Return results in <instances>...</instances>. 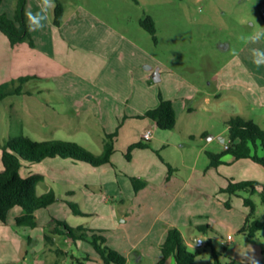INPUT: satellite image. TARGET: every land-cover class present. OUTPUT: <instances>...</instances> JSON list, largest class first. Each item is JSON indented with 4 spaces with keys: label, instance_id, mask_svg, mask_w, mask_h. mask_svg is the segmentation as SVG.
<instances>
[{
    "label": "rangeland",
    "instance_id": "obj_1",
    "mask_svg": "<svg viewBox=\"0 0 264 264\" xmlns=\"http://www.w3.org/2000/svg\"><path fill=\"white\" fill-rule=\"evenodd\" d=\"M58 2L64 8L61 25L53 24V8L48 13L45 27L33 31L35 37L48 30L65 36L64 44L53 51L51 58L30 56L29 53L13 56L1 51L0 84L15 80V88L20 84L19 77H31L36 69L43 75L37 76L40 79L33 77L24 83L22 95L0 100V142L24 135L33 140L70 142L84 147L93 155L99 154L97 143L92 145L79 140L84 136L76 133L78 117L75 112L69 110L64 117L67 122L63 126L65 130L56 127L61 118L54 115L47 118L40 113L39 118L29 117V106L33 104L40 108L46 95H30L28 91L44 88L51 75H63V79L69 82L82 81L91 89L98 80L116 77L117 85L110 87L111 92L117 96V105L122 109L127 107V112L133 116L158 107L161 95L162 98H182L184 100L179 101L176 107L177 124L173 129L181 135V141L164 144V147L153 146V149L135 148L130 158L126 157V150L121 151L125 154H120L123 161L119 154L115 156L113 161L122 171L146 179L147 185L135 200L126 193L123 202L121 196L113 197L108 203L98 200L97 213L87 218L89 225L103 228L119 225L129 239L139 241L141 248L149 246L151 250L157 249L154 241L161 226L168 229L177 227L186 241L194 237L205 241L201 247L187 244L189 251L198 253L193 264H214V249L226 255L232 254L234 260L257 257V251L264 247V229L254 237L242 234L240 230L246 216L244 198L250 197L254 201L255 218L264 217L260 193L239 191L232 197V207L227 208L224 204L227 196L219 194L218 187L221 183L227 184L226 176L233 175L264 184V167L248 162L252 166L235 163L208 169L210 158L207 152L220 154L225 151L218 136L228 139L227 121L231 117L258 118L252 111L254 102L249 96L228 89L222 96L215 95L213 92L218 89L219 82L211 85L209 82L215 72L234 60L243 62L254 84L264 80V66L257 68L250 53L251 48L264 49V40L258 44H245L239 39L242 34L253 31L255 23L264 27V0H55V5ZM27 5L29 11H36L34 0ZM14 6L15 0H0V14L14 9ZM146 17L154 21L156 41L140 24ZM112 66L115 70L111 75L109 69ZM159 67L160 79L155 80L153 75ZM166 67L175 72L169 73ZM120 76L130 77L132 85L121 84ZM73 89L76 86H70V90ZM94 90L97 91L96 88ZM205 92L211 93L209 103L204 101ZM29 120L34 121L33 126L35 121L38 123L42 135L34 133ZM261 122L264 124V117ZM141 125V116L134 117L132 131ZM151 130L166 131L157 127H151ZM209 136L214 138L209 139ZM124 141L121 135L118 143L123 144ZM157 153L170 163L173 175L179 177L176 187L164 184L163 171L169 174L168 168ZM164 187L176 191L177 195L165 198ZM93 191L101 192L97 188ZM76 199L82 209L89 210L90 203L85 205L87 199L82 194ZM121 208L127 212L124 223L121 221ZM60 218L65 220L63 211ZM6 227L4 231L0 230V264H54L57 261L59 264H80L89 262L84 260L86 256L96 264H104L88 242H74L53 235V243H49L45 238L50 234L49 223L45 229L25 228L19 232L15 226ZM116 233L123 235L124 231ZM228 234L234 237V247L222 241ZM56 249L62 250L63 254L57 256ZM225 261L230 264L229 257ZM142 264H150V261L144 259Z\"/></svg>",
    "mask_w": 264,
    "mask_h": 264
},
{
    "label": "crops",
    "instance_id": "obj_2",
    "mask_svg": "<svg viewBox=\"0 0 264 264\" xmlns=\"http://www.w3.org/2000/svg\"><path fill=\"white\" fill-rule=\"evenodd\" d=\"M30 1L32 0H28V4ZM34 4L37 6L38 1L34 0ZM29 10L30 7L28 8L27 5L26 12H28ZM36 11H38L37 7H36ZM5 14L8 17L12 18L14 16V9L8 10ZM41 33L42 35H37L35 37L34 32L33 31L31 32L32 38H34L33 40L34 47H30L27 42H24L19 46L12 47L6 35H4L0 31V60L3 59L4 52L11 53V55L13 54V56H17L19 53H29L30 56L38 55L40 58L42 57L51 58L50 55L53 54V51L56 49L59 50L61 45L64 44L63 38L65 36H63L62 33H59L58 31H54V30L43 31ZM226 46L228 47V45ZM166 68L171 74L175 72V70L171 68L168 67ZM237 68H239V70ZM160 69L161 68L159 67L158 70ZM114 70L115 68L113 66L110 67L109 72L111 75L114 74ZM39 73L42 72L41 71L38 72V69H36V71L34 72L33 76H31V78L33 77L37 78V76L43 75ZM45 75L50 76L51 73L48 74L46 73ZM51 76L52 77H49V79H47L50 81H47L44 88L42 87L37 88L34 91L32 90L33 92L28 91L30 95H33L34 93L40 96L46 95V97L43 100L44 104L40 108L34 106L33 104L29 106V111H30L29 117L31 119L39 118L40 113H44L47 116V118L51 117V115H54V117L61 118L56 123L57 124L56 127H60L61 129L65 130L64 127L66 126L67 122L66 120H64V117L67 116V112L71 110L72 112H75V114L78 117V126L75 127L77 131L76 133L84 136V137H79L80 141L92 145H95V143H97L98 146H100V148H97L100 151L99 152L100 154L102 152L103 145L107 138V135L115 133L116 134L114 138L115 151L111 156L110 162L100 166H93L86 162L75 161L70 158H61V157L47 158L37 163H24L23 167L21 168L22 176L26 177L30 174H41L44 177V179L41 182H39L37 186V193L42 194L52 189L58 196V200L52 203L51 205H49L48 207L42 208L36 212L37 225L35 228L19 227L16 224V218L20 216L23 212L21 207L16 206L10 210L6 223H2L0 221V230L4 231L5 229H7L8 227L6 226H10V227L15 226V230L18 232L21 230H25V228H28L30 230H35V229H43L44 227L45 229V226L54 220L63 221L62 218H60V213L63 211L65 217L64 222L69 220L68 223L66 222L69 226L77 227L79 225H83L91 230L101 233L106 238V244L109 247L117 250L118 252L126 256L127 260L125 264H142L144 259L149 260L150 264H156L162 257L160 247L163 242L165 233L167 234L168 228H163L161 226L154 241L157 249L151 250L149 246L148 248H141L139 241H132L131 239H129L123 227L119 225L106 227V228L100 226H91L89 225L88 222L89 220L87 218L93 217L97 213L96 209H98V205H100L98 200L108 203L110 199L116 196H121V198L123 199L124 198L123 195L125 193L126 195L131 197L132 200L133 199L135 200L137 195L145 189L147 185L146 179H144L146 181V185L144 186V188H142L138 192H135L132 183V177H138V176L128 174L125 171H122L116 165L115 161H113V158L119 154L118 156H121L120 160L123 161V157L122 155H120L123 154L121 151L127 150L129 145L139 141L142 138V133L146 129H151V127H157V126L150 119L142 118V125L139 128H137L135 132L132 131L133 118L136 116L140 117L144 115V113H146L147 111L142 114L133 116L132 114L127 112V107L126 109H122L121 105L120 106L117 105V96L113 92H111L112 90L110 88L117 85L116 77L108 76V79L98 80L97 83L92 84L93 87L91 89L90 87H85L83 83H81L82 81L69 82L63 79V75H58V76L51 75ZM126 76L125 77L120 76L119 80L122 81L121 84L123 85L128 84L131 86L132 79ZM250 76L251 74H249V71L243 65V62L240 60H234L222 66L217 72H215L209 84L211 85V83L213 82H217V81L219 82L218 89L215 90V92H213V94L215 95L220 94V96H222L223 91L228 89L233 93H237L239 95L245 94L249 96L254 102L252 111L258 117L257 119L255 118L252 120L256 122L262 129H264V124H262L261 122L262 118L264 117V80L261 79L259 83L257 82L254 84V81H250L249 79L251 78ZM145 77L148 78V75H145ZM127 78L129 80H127ZM70 86L72 88L76 86V89H73L71 91ZM191 86L195 87L193 85ZM95 88L97 91L94 90ZM178 91L180 92V89ZM50 92L51 94H49ZM161 96H159V103ZM163 99L172 101L176 112H177L176 107L178 105V102L184 100L176 96H173V98L171 96L168 97L163 96ZM210 100H211V93L205 92L204 101L206 103H209ZM121 103H126V102L121 101ZM126 112L128 114H126ZM240 116L247 118L244 115H240ZM33 123H34L33 120L31 121L29 120V124L31 127H33L32 130L34 131V133L42 135L43 132L41 131L38 123L35 121L34 126ZM42 124L44 125V123ZM100 124H102L103 126ZM121 135H123L125 138L123 144L118 143V141L121 138ZM218 137L223 143L228 141V139L225 140V138H223L222 136H218ZM211 138L213 139L214 136H209V139ZM176 141L178 142L181 141V135L176 134L173 129L166 130L163 132L153 130L152 137L150 138V143H151L150 149H153V146L164 147V144H170ZM5 142L6 141L0 142V151H1V145H3ZM259 153L261 155H264V149H260ZM159 158L168 168V165H170V163L164 161L160 155ZM0 159H1V152H0ZM221 159L222 161H225V163L222 164L240 163L242 166H248V167L252 166L248 162H254L251 159H241L234 161L233 158L229 155H224ZM247 160H251V161H247ZM254 163L257 164L256 162ZM212 168H218V166L211 167L208 169H212ZM1 169H2V162H1L0 170ZM167 170H168L167 173H169V169ZM173 172H174L173 169L172 172L169 174H165V171H163L164 184L171 185L172 188L173 186L175 187L177 186L178 183L177 180H179V177L173 175L174 174ZM226 177H227L226 185H223L221 181L220 182L218 181V183H221L220 186L218 187V193L227 196V200L225 201V203L229 202L230 207L227 208H231L232 197L237 195H229L228 193L221 192L220 189L228 185L229 179H233L234 181H245L251 179H241L235 175L230 177L226 176ZM261 185L263 186H260L257 192H259L262 189V187H264V184ZM95 188L100 189L101 192L97 193L93 191V189ZM164 190H165V195H164L165 198L175 197L177 195L176 191L171 190L169 187H164ZM79 194H82L85 197V199H87V201L86 200L84 201L85 205H88V203H90L89 210L82 209L81 205H79V203L77 202L76 197ZM93 199L95 200V203H92V201H94ZM67 201H73L77 203L83 214H74L71 208L69 207ZM123 201L124 199L122 200V202ZM121 205L123 206L124 203H122ZM243 205L245 207V212L247 214L248 207L245 206L244 199H243ZM120 214L121 216L123 215L122 216L123 219L121 221L123 223L126 222L127 212L123 208H121ZM110 217H113L111 213H110ZM109 231L112 232V236ZM119 231H124V234L118 235L116 232ZM113 233L116 234L113 235ZM1 237H3V235ZM197 238H201V237H194L191 238V240L189 241H186V239L184 238V240L186 244L192 243L193 245H195L194 242L195 239ZM222 241L227 244H233L232 241H234V237H232V240L223 239ZM234 246L235 245L233 244V247ZM218 252L220 253L218 257L222 264H227V262L225 261L226 257H229L230 264H264V247L260 248L259 251H257V257L255 256V260H253V258L252 260H249V258L246 257L240 258L239 260H234L232 254L226 255L221 253L220 251ZM212 260L214 263L213 258ZM88 263L96 264L91 259L89 260Z\"/></svg>",
    "mask_w": 264,
    "mask_h": 264
},
{
    "label": "trees",
    "instance_id": "obj_3",
    "mask_svg": "<svg viewBox=\"0 0 264 264\" xmlns=\"http://www.w3.org/2000/svg\"><path fill=\"white\" fill-rule=\"evenodd\" d=\"M138 2V0H134ZM28 0H15L14 16L8 17L6 14H0V31L6 35L12 47L19 46L27 42L30 47H34V41L31 31L26 24L25 13L27 11ZM64 14V8L61 3H57L53 9V24L60 26ZM141 26L152 34L156 41V28L154 21L150 17L143 18L140 21ZM31 77L22 76L18 78L20 83L15 88V80L0 84V100L12 95L22 94V85ZM141 118L150 119L161 130H172L176 126L177 116L172 101L160 97L158 107L148 110ZM229 147L223 153L217 154L207 152L210 163L208 168L217 167L225 161H222L224 155H229L234 161L241 159H251L264 167V155L259 153L264 149V129H262L252 119L240 115L231 117L227 121ZM116 134H109L104 142L102 152L93 155L84 147L61 140H33L24 135L10 137L1 145L0 170V221L7 222L10 210L16 206L22 208V214L16 218V224L19 227L35 228L37 225L36 212L46 208L58 200L54 190H49L42 194L37 193V186L44 177L41 174H30L22 176L21 168L24 163H37L47 158H70L75 161H82L93 166H100L110 162L111 156L115 151L114 138ZM150 140L141 138L132 143L126 150V157L130 158V153L135 148H149ZM169 173L172 167L168 165ZM132 183L135 192H138L146 185L144 179L132 177ZM263 186L253 180L234 181L228 180V185L221 188V192L229 195H237L239 191H245L248 194H254L259 187ZM261 200L264 202V187L259 191ZM74 214H83L77 203L67 201ZM244 204L248 207L245 222L240 230L249 237H254L256 233L264 229V217L255 218L256 205L250 197L244 198ZM230 207V203H225ZM50 233L45 235L49 243H53V235L64 236L65 238L76 241H84L93 245L97 255L104 264H125L126 256L106 244V238L99 232L91 230L83 225L71 227L64 221L54 220L49 223ZM162 257L156 264H193L198 253L189 251L183 238L182 232L177 227L168 229L166 237L161 245ZM57 256L63 254V251L56 249ZM217 250L212 251L214 264H222ZM89 261V256L84 257ZM80 264H88L79 262ZM54 264H59L55 262Z\"/></svg>",
    "mask_w": 264,
    "mask_h": 264
},
{
    "label": "clouds",
    "instance_id": "obj_4",
    "mask_svg": "<svg viewBox=\"0 0 264 264\" xmlns=\"http://www.w3.org/2000/svg\"><path fill=\"white\" fill-rule=\"evenodd\" d=\"M55 7V0H38V11H28L25 13L26 24L29 31H38L45 27V22L48 20V13ZM253 31L247 34H242L239 39L245 44H258L264 40V27L253 25ZM252 63L257 67L264 66V49H250ZM253 260L255 257L253 256Z\"/></svg>",
    "mask_w": 264,
    "mask_h": 264
},
{
    "label": "built area",
    "instance_id": "obj_5",
    "mask_svg": "<svg viewBox=\"0 0 264 264\" xmlns=\"http://www.w3.org/2000/svg\"><path fill=\"white\" fill-rule=\"evenodd\" d=\"M262 15L264 16V5H263V10H262ZM152 137V130L151 129H146L143 133H142V138L145 139V140H150V138ZM229 143L230 141H226L224 143V148L227 149L229 147ZM226 240H232V236L231 235H228L226 237ZM195 246L196 247H201L205 244L204 240L202 238H197L195 239V242H194Z\"/></svg>",
    "mask_w": 264,
    "mask_h": 264
},
{
    "label": "water",
    "instance_id": "obj_6",
    "mask_svg": "<svg viewBox=\"0 0 264 264\" xmlns=\"http://www.w3.org/2000/svg\"><path fill=\"white\" fill-rule=\"evenodd\" d=\"M156 73L153 75V79H155V80H159L160 79V76H159V71H158V69H156Z\"/></svg>",
    "mask_w": 264,
    "mask_h": 264
}]
</instances>
